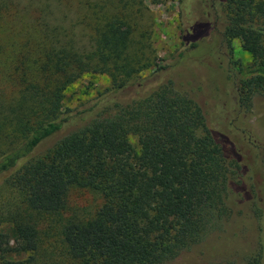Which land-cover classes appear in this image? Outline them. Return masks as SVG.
Wrapping results in <instances>:
<instances>
[{
	"label": "trees",
	"instance_id": "16d2710c",
	"mask_svg": "<svg viewBox=\"0 0 264 264\" xmlns=\"http://www.w3.org/2000/svg\"><path fill=\"white\" fill-rule=\"evenodd\" d=\"M130 1L104 0L80 18L62 0H0V29L34 12L21 43L0 42V79L17 87L0 89V264L31 261L13 252L40 256L34 213L60 212L73 187L102 203L87 220L62 223L65 256L40 264H165L211 236L235 237L247 203L256 250L207 264H264V141L250 122L253 96L264 99V0L177 5L185 49L211 36L218 56L228 47L234 114L202 105L182 84V64L157 60ZM84 17L96 21L81 25ZM234 39L250 54L245 64L230 51ZM86 73L109 75L110 91L63 116V90ZM133 89L128 100L105 99Z\"/></svg>",
	"mask_w": 264,
	"mask_h": 264
},
{
	"label": "rangeland",
	"instance_id": "374dc122",
	"mask_svg": "<svg viewBox=\"0 0 264 264\" xmlns=\"http://www.w3.org/2000/svg\"><path fill=\"white\" fill-rule=\"evenodd\" d=\"M92 1H96L97 4ZM178 2L179 0H131L130 3L134 8L132 19L138 27H144L149 32L147 41L150 42L157 60H161V63L183 65L184 73L180 77L183 80L182 84L195 91L196 99L202 105L211 106L212 109L216 105L224 113L234 114L237 102L231 77L233 73H226L229 49L226 47L224 53L218 56L216 54L218 50L215 49L216 43L212 40L213 36L200 40L194 48L185 49L180 39ZM103 4L104 0H62L61 6L69 12H77L81 18V15L98 10V6ZM33 13L32 11L26 15L27 21L23 25L21 23L19 26H13V23L2 27L0 29V42L21 43L25 39L26 29L33 26L31 21L34 16ZM101 14L102 8L98 12V15ZM95 21V18L84 17V22L81 25ZM16 22L18 23V21ZM230 51H232L234 59L241 64H245L251 58L250 54L241 47L238 39L232 40ZM150 71L151 68L144 69L139 72V75L145 77ZM0 89L9 94L15 92L17 87L5 82L4 79H0ZM110 89L111 79L109 75L105 73L83 74L63 90L60 106L63 116L72 115L87 107L105 93L108 94ZM136 92L134 89L119 91L105 99L125 101L133 97ZM251 111L252 128L264 141V99L258 94L252 98ZM64 131L62 129L45 139L35 152L42 151L51 145ZM128 139L136 150L139 149L136 135L131 134ZM101 203L102 196L95 190L80 187L71 188L67 194L66 205L60 212L34 213L40 236V256L37 255L36 259L31 257L34 254L32 252H13L10 254L11 258L31 260L28 264H40L41 260L50 259V257L61 259L62 256H65L64 244L60 235L61 224L68 219L87 220L95 214ZM243 209L242 217H238V222L235 225V237L228 235L226 238L217 239L211 236L202 244L182 250L175 259L165 264H207L221 260L235 251L241 256L254 252L256 250L257 230L255 218L249 203L245 204ZM232 238L233 242L229 241Z\"/></svg>",
	"mask_w": 264,
	"mask_h": 264
}]
</instances>
